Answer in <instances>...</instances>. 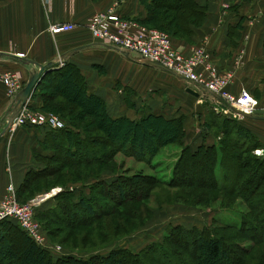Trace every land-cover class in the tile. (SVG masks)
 I'll use <instances>...</instances> for the list:
<instances>
[{
	"label": "rangeland",
	"instance_id": "rangeland-1",
	"mask_svg": "<svg viewBox=\"0 0 264 264\" xmlns=\"http://www.w3.org/2000/svg\"><path fill=\"white\" fill-rule=\"evenodd\" d=\"M152 25L154 28L170 33L159 24L153 23ZM154 69L155 75L147 78L149 86L145 89H136L135 86L118 83L117 94L121 97L122 106L121 109L113 106L110 111L111 113L123 111L122 113L112 114L113 116L130 115L136 119L149 112L166 114L167 116L178 115L177 118L182 120L183 126L184 120L188 119V129L184 127L183 144L177 143L162 148L151 162L133 155H125L120 151L114 154L113 149L115 147L99 142L101 134L93 129L88 117L81 114L77 108L63 103L57 98L51 101L46 108H34V110L44 114H55L65 122V128H63L65 130L64 134L66 133L65 137H62L63 139L60 136L57 137L59 138L57 139L59 147L55 148L54 142L50 141V143H44L46 144V151L50 152L45 154L38 150L34 151L36 159L34 165L43 166L38 171L50 166L53 168L54 174L38 179L37 177L40 174L35 172L36 169H31L29 171L32 174L31 178L34 179L35 177L38 180L33 182L30 191L16 188L19 202L26 203L38 196L39 200L44 201L40 205V208L44 209L41 210L39 207L36 209V218L42 225V234L46 239L45 247L54 255L71 253L74 256L87 259L93 254L105 256L109 251L118 247L127 249L134 254L138 253L136 259L127 255L130 257L128 264H196L194 259L195 239L200 231L205 237L223 236L224 244L234 264H264V258L261 257L263 246L254 245L244 235L245 232L247 233L246 229L249 225L258 222L259 215L257 213V216H255V212L253 215L250 213V205L252 204L249 200L242 199L236 193H230L231 186L229 182L228 185L226 184V188L222 187V185H225V181L222 177L224 168L221 164L222 154L220 149L215 167V173L217 177L219 176L218 188L215 190L200 189L198 187H168L161 182L149 184L150 177H155L162 182L170 180L183 146L185 144L189 145V142L197 144L196 142L200 141L201 135L205 141L207 138L214 140L218 147L222 144L230 145L237 125L227 121L234 119L238 122L240 120V117L237 118L230 113H225L221 109L223 105H214L205 101L200 102L199 97L189 94L185 91L189 84L184 79L182 80L180 77L161 68L156 67ZM219 70L222 72L229 71L220 68ZM119 88H124L122 94H120ZM42 90L46 91L47 95H53V90L49 86ZM182 103L191 108L188 114H181L180 104ZM122 107L124 110H122ZM19 128L33 127H17L14 131L4 132L1 138L7 137L11 140ZM3 131L0 126V134ZM36 132L35 130V134L30 136L36 137ZM193 133L199 135V138L192 140L190 137ZM82 140L85 141L84 149L87 152L89 151L88 147H94L99 152H110L109 154L113 156L107 158L106 163L88 167L84 164H79L80 166L65 164L62 159L72 161L74 157L70 152L72 149H77L76 147L80 145L78 143H81L79 141ZM62 143H64V146ZM259 149H264V147L254 148V151L252 150L250 153L241 151L239 155L242 158L254 155L261 157L264 152L256 154V150ZM53 156L59 157V160L50 158ZM186 161L191 166L190 171L196 169L192 174L200 172V164L189 162L190 160L184 162ZM209 163L208 160L204 163L206 170H208ZM76 169L81 171L76 174ZM137 174H142L145 178L134 182L133 177ZM246 176L242 177V181ZM117 177L116 185L122 184V188L132 196L137 195L135 197H138L150 193V197L139 200V202L127 201L122 206L118 203L119 206L114 216L103 217L90 223L89 226L75 228L70 226L71 221L67 218V215H61L56 209L53 210L56 203L52 201L58 195V188H62L59 192L66 189L73 192L75 190L76 192L78 188H86L92 193L95 191L94 187L96 188L101 180L112 182L116 181ZM103 189L108 191L110 197L94 192V195L98 196V202L102 203V205H96V211L100 214L104 213L103 207L105 204H108V206L112 204L115 207V203L119 202L117 200H119L120 195L115 188L112 190L103 187ZM75 192L73 195L76 199ZM263 193L264 184L252 200L264 197ZM52 195L54 196L52 197ZM51 197L52 199H50ZM67 197H69L68 201L70 202L71 196L67 195ZM65 201L67 200L65 199ZM256 208L260 209L257 205ZM132 211H136V215H132ZM44 212L46 213L42 214ZM127 212L129 215L124 217H128L129 220L126 221L124 220L126 218L121 217V214H127ZM112 219L114 222L112 227L100 228L101 225L111 222ZM192 229L198 231H190ZM11 239L15 244L20 242L19 238L11 237ZM150 245H154L152 249L149 248ZM57 248H60V250ZM165 253L168 257H164Z\"/></svg>",
	"mask_w": 264,
	"mask_h": 264
},
{
	"label": "crops",
	"instance_id": "crops-1",
	"mask_svg": "<svg viewBox=\"0 0 264 264\" xmlns=\"http://www.w3.org/2000/svg\"><path fill=\"white\" fill-rule=\"evenodd\" d=\"M113 1L0 0V72H18L26 85L39 69L38 65L57 62L59 57H64L66 62L75 65L84 76L87 90L105 99L110 113L113 106L121 109L122 100L117 94L118 83L145 89L149 86L147 78L155 75L156 67L138 62L93 39L87 27L88 20L95 13L107 9ZM197 1L207 5L206 17L199 26H192L193 34L190 37L173 38L176 48L188 55L196 48L206 46L210 59L216 66L222 70H235L231 91L237 93L242 88L247 89L258 100L261 111H264V0ZM151 2L125 0L119 11L125 17L134 18L152 27L153 23L147 19ZM52 23H72L75 28L54 34L49 31ZM18 53H22L23 57L18 56ZM240 56L242 63L236 69ZM122 90L124 88H119L120 94ZM184 100L186 101L185 98ZM12 102L6 85L0 82L2 129L5 128ZM26 103L32 109L44 107L39 88L35 89ZM180 108L181 114H188L191 110L184 103L180 104ZM163 115L168 118L178 116ZM239 121L259 140L261 147H264V113L244 116ZM188 124V119H185L184 127L187 128ZM35 130L36 137L30 136L35 134ZM46 135L47 132L42 127L19 128L11 140L7 137L0 139V200L6 194L10 183L18 189L31 169L43 168L39 164L34 165V151L46 154ZM190 138L194 140L199 135L193 133ZM200 138L197 144L188 143L193 150L202 144H215L214 140L208 138L205 141L202 135ZM76 193L75 201L82 194L90 198V192L86 188H78ZM52 202L57 203V200Z\"/></svg>",
	"mask_w": 264,
	"mask_h": 264
},
{
	"label": "trees",
	"instance_id": "trees-1",
	"mask_svg": "<svg viewBox=\"0 0 264 264\" xmlns=\"http://www.w3.org/2000/svg\"><path fill=\"white\" fill-rule=\"evenodd\" d=\"M151 1L152 4L149 7L147 19L170 31L173 38L179 36L190 37L193 34L192 26H199L204 21L208 10L207 5L200 4L197 0ZM47 86L52 88L53 95H47L48 93L42 90L47 88ZM37 88H39V93L43 99L45 108L51 101L58 98L63 103L80 110L81 114L89 118L93 129L100 132L101 139H99V142L113 146V148L115 147L113 149L114 154L120 151L125 155H133L151 162L162 148L177 143L183 144L182 139L185 130L181 119L168 118L163 114L153 112H149L139 119L130 118L126 115L113 116L109 112L105 99L87 90L86 79L80 73L79 69L71 63L66 62L63 67L55 68L48 72ZM205 102L211 103L208 100ZM227 122L237 125L236 132L233 135V141L230 145L222 144L218 147L216 143L211 145L202 144L193 150L189 145L185 144L179 154L175 169L173 168L170 180L162 182L155 177H150L151 181L149 184H158L161 182L168 187H198L200 189L215 190L218 188L217 182L219 177L215 173V167L220 149L222 154L221 164L224 168L222 177L225 181V185H222V187L226 188L229 182L231 186L230 193H236L242 199L249 200L252 204L250 205L249 203L251 207L250 213L253 215L255 212V216L258 213V222L249 225L246 229L247 233L245 232L244 235L254 245L263 246L261 257L264 258V215H262L264 213V197L252 200L264 184V155L261 157L254 155L242 158L239 152L244 151L245 153H250L252 150L254 151V148L261 147L260 142L240 121L238 123L232 119ZM44 129L47 132L46 142H54L55 148L59 147V143L57 142L59 138L57 137H65V130L63 128L56 131L47 128ZM79 142H81L78 143L80 144L78 145L79 148L77 146V149H72L70 152L72 157H74L73 160L67 161L62 159L65 164L67 163L72 166L84 164L88 167L106 163L107 158L113 156L109 154L110 152H99L94 147H88L90 152H87L84 149L85 141L82 140ZM62 144L64 146V143ZM50 158L59 160L57 156ZM185 160L200 164V172L198 174H192L196 169L190 171L191 166L187 161L184 162ZM207 160L210 161L208 170L204 166ZM52 169L48 166V168L46 167L41 171L35 170V172L40 174L37 178H45V176L54 174ZM76 171L77 174L81 170L76 169ZM31 175V172L26 175L20 189L25 191L31 190L30 187L33 182L38 180L35 177L34 179L31 178ZM244 175L247 176L242 181ZM144 178V175L137 174L134 175L133 181H140ZM117 181L118 177L116 181L112 182L101 180L96 185V188L94 187L95 191L90 193V198L82 194L78 201L74 200L73 193L75 190L73 192L66 189L63 192H59L55 198L57 203L53 210L56 209L61 215H67V218L71 221L70 226L75 228L78 226H89L90 223L96 222L103 217L109 218L114 216L119 206L117 205L118 203L122 206L127 201L139 202V200L150 197V193L138 197H135L137 195L132 196L122 188V184L116 185ZM103 187L112 190L115 188L119 191L120 195L119 200H117L119 202L115 200L117 202L115 203V207L112 204L109 206L105 204L103 207L104 213L100 214L96 211V205H102V203L98 202V196L94 195V192L109 196L108 191L103 189ZM67 195L71 196L70 202L68 201L69 197ZM108 201L111 203L110 200ZM256 205L260 209H257ZM40 209L43 210L44 208ZM131 214L136 215V211H132ZM125 215H129L128 212L127 214H121V217ZM124 218H126L124 219L126 221L129 220L128 217ZM113 224L112 219L111 222L101 225L100 228L112 227ZM190 231L197 232L198 230L192 229ZM11 237L19 238V244L12 242ZM195 245L196 251L194 259L196 264H234L224 244L223 236L213 235L211 237H205L199 231L195 239ZM153 246L150 245L149 248L152 249ZM127 255L135 257V259L138 258V253L134 254L127 249L118 247L109 251L105 256L93 254L87 259L74 256L71 253L54 255L33 241L15 221L9 219L0 220V264H128L127 262L130 257ZM165 256H167L166 253L164 254Z\"/></svg>",
	"mask_w": 264,
	"mask_h": 264
},
{
	"label": "built area",
	"instance_id": "built-area-1",
	"mask_svg": "<svg viewBox=\"0 0 264 264\" xmlns=\"http://www.w3.org/2000/svg\"><path fill=\"white\" fill-rule=\"evenodd\" d=\"M124 2L125 0H114L107 9L90 17L87 27L93 39L111 46L138 62L147 64L148 61H152L171 69L174 75L183 77L182 79L189 84L188 87L198 92L200 102L208 100L214 105L221 104L223 105L221 109L225 113L237 118L244 117L242 114L247 116L260 114L258 100L250 91L244 88L237 93L231 91L235 70L220 71L211 61L206 46L196 48L191 54H185L176 48L173 37L167 31L148 27L134 18L123 16L119 9ZM74 28L75 25L72 23L49 25V31L54 34L71 31ZM18 56L23 57V54L18 53ZM241 58L242 56L236 62V69L242 63ZM56 63L59 68L63 67L66 59L59 57ZM0 82L6 85L7 92L13 100L2 133L14 131L20 126L43 127L54 131L65 127V122L59 116L36 111L27 103H19L15 117L11 118L17 105L16 96L25 85L20 73L13 71L0 72ZM263 152L264 149L256 150V154ZM61 190L62 188H58V192ZM43 202L39 200V196L26 203L19 202L16 187L10 183L6 194L0 200V220L15 221L33 241L47 249L42 225L36 218V209Z\"/></svg>",
	"mask_w": 264,
	"mask_h": 264
},
{
	"label": "water",
	"instance_id": "water-1",
	"mask_svg": "<svg viewBox=\"0 0 264 264\" xmlns=\"http://www.w3.org/2000/svg\"><path fill=\"white\" fill-rule=\"evenodd\" d=\"M0 56H2V53H0ZM147 64L152 65L154 67H158L161 68L163 70H166L172 74H174V72L165 67L162 64L156 63V62H152V61H148ZM39 69L31 76L30 80L28 81V83L24 86V88L17 94L16 99H17V105L14 107V110L11 114V118H14L16 115V112L18 110V104L19 103H26L27 100L31 97V95L34 93L35 89L37 88V86L39 85V83L42 81V79L45 77V75L50 72L51 70L55 69V68H59L57 66L56 62H49L45 65H38ZM178 77H180L181 79L183 78L180 75H177ZM187 92L191 93L192 95L198 97L199 94L197 91H195L194 89L187 87ZM259 113L263 114L264 111H259ZM243 116H247L246 114H242ZM3 133L0 134V138L2 136Z\"/></svg>",
	"mask_w": 264,
	"mask_h": 264
}]
</instances>
